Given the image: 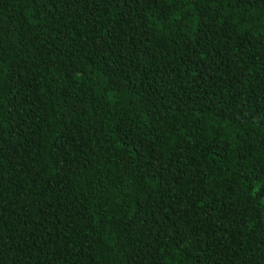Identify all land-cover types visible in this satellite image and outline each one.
<instances>
[{"label":"trees","instance_id":"trees-1","mask_svg":"<svg viewBox=\"0 0 264 264\" xmlns=\"http://www.w3.org/2000/svg\"><path fill=\"white\" fill-rule=\"evenodd\" d=\"M0 264H264V0H0Z\"/></svg>","mask_w":264,"mask_h":264}]
</instances>
